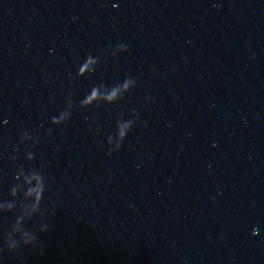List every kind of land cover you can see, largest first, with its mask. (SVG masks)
Returning a JSON list of instances; mask_svg holds the SVG:
<instances>
[{
  "label": "clouds",
  "instance_id": "1",
  "mask_svg": "<svg viewBox=\"0 0 264 264\" xmlns=\"http://www.w3.org/2000/svg\"><path fill=\"white\" fill-rule=\"evenodd\" d=\"M123 86L126 88L127 82H125V84ZM118 92H119L118 87H113L111 90H107L105 93H101L98 88H93L92 94L90 96H88L86 99L90 102L93 98L98 99L101 96H103V98L106 100H112L118 95ZM108 154L111 155V152H109ZM46 227H47V225H46ZM44 230H45L44 228L41 229V231H44ZM28 236H29V239L26 240L25 243H29V242L34 241L36 239V237L31 233H29Z\"/></svg>",
  "mask_w": 264,
  "mask_h": 264
}]
</instances>
